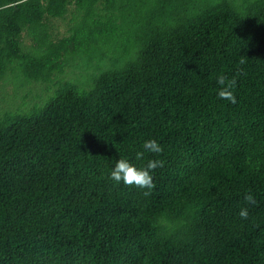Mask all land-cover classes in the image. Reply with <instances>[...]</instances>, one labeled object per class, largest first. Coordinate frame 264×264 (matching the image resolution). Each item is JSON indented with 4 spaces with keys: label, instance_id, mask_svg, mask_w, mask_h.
Returning a JSON list of instances; mask_svg holds the SVG:
<instances>
[{
    "label": "trees",
    "instance_id": "trees-1",
    "mask_svg": "<svg viewBox=\"0 0 264 264\" xmlns=\"http://www.w3.org/2000/svg\"><path fill=\"white\" fill-rule=\"evenodd\" d=\"M6 84L0 264H264V0H0Z\"/></svg>",
    "mask_w": 264,
    "mask_h": 264
},
{
    "label": "clouds",
    "instance_id": "clouds-1",
    "mask_svg": "<svg viewBox=\"0 0 264 264\" xmlns=\"http://www.w3.org/2000/svg\"><path fill=\"white\" fill-rule=\"evenodd\" d=\"M241 64L244 60L241 59ZM217 83L223 87L218 91L217 96L220 99L227 100L233 104L236 103L235 96L232 89L235 87L236 80L233 77L227 80L223 75L217 77ZM143 147L156 154L162 152V148L155 141H146ZM143 157V153L137 152L136 159L139 160ZM158 167H163V162L159 160H149L144 168L137 169L130 164L127 160H117L114 169L111 171L109 179L116 183L122 182L127 187H137L141 189H152L155 187L151 173ZM144 195H149V192H145ZM244 200L248 204H255V199L252 195H247ZM241 219H248V210L243 208L238 213Z\"/></svg>",
    "mask_w": 264,
    "mask_h": 264
},
{
    "label": "rangeland",
    "instance_id": "rangeland-1",
    "mask_svg": "<svg viewBox=\"0 0 264 264\" xmlns=\"http://www.w3.org/2000/svg\"><path fill=\"white\" fill-rule=\"evenodd\" d=\"M71 15L67 14L63 18H50L47 20V25L49 26V30L51 34L54 36H63L67 34L68 27L70 25ZM24 44H30V40H28L25 36L22 37ZM49 87H52L51 84H44ZM42 84H31L30 87L32 88L33 93H41ZM2 88V89H1ZM21 97V93H17L14 95V89L11 85L6 84L4 86H0V111L5 109H14V108H31V106L35 104H39L42 100V97H32L30 94L24 101Z\"/></svg>",
    "mask_w": 264,
    "mask_h": 264
}]
</instances>
